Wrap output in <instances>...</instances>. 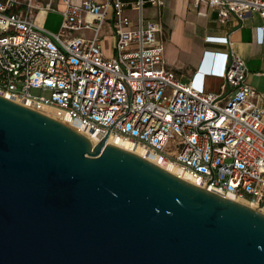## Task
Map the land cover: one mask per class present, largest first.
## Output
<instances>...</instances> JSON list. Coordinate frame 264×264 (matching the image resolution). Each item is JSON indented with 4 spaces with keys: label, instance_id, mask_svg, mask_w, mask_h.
Returning a JSON list of instances; mask_svg holds the SVG:
<instances>
[{
    "label": "built area",
    "instance_id": "built-area-1",
    "mask_svg": "<svg viewBox=\"0 0 264 264\" xmlns=\"http://www.w3.org/2000/svg\"><path fill=\"white\" fill-rule=\"evenodd\" d=\"M191 1L221 23L251 14L264 21V0ZM147 4L163 2L0 0V97L49 108L99 141L109 131L208 191L264 208V109L245 83L243 62L230 53L217 71L214 59L223 55L205 53L191 81L182 82L166 68L161 25L144 18ZM41 12L60 16L57 32L35 23ZM262 32L255 29L260 42ZM206 41L229 46L227 37ZM203 74L222 80L218 92L206 91Z\"/></svg>",
    "mask_w": 264,
    "mask_h": 264
},
{
    "label": "water",
    "instance_id": "water-1",
    "mask_svg": "<svg viewBox=\"0 0 264 264\" xmlns=\"http://www.w3.org/2000/svg\"><path fill=\"white\" fill-rule=\"evenodd\" d=\"M108 132L0 97V264H264V214Z\"/></svg>",
    "mask_w": 264,
    "mask_h": 264
},
{
    "label": "crops",
    "instance_id": "crops-1",
    "mask_svg": "<svg viewBox=\"0 0 264 264\" xmlns=\"http://www.w3.org/2000/svg\"><path fill=\"white\" fill-rule=\"evenodd\" d=\"M158 1H162L163 5L147 4L143 14L148 21L161 25L166 68L175 73L182 82L189 83L201 66L205 53L214 52L223 55L219 60L214 59L217 71L222 68L224 61L227 62L230 53H233L243 62L247 72L245 83L261 97L258 105L264 109V21L259 15L251 14L242 22L229 16L224 23H221L216 13L209 10L203 3L195 7L191 0ZM197 13L205 16H199ZM38 14L44 17V20L41 18L39 24L36 21L35 23L45 29L46 17L53 13ZM129 15L133 20L135 19L133 12H129ZM59 20L60 26L61 18ZM257 28H263L261 42L260 34L256 39L255 29ZM208 37H227L229 46L207 43ZM225 54L228 55L224 56ZM209 62L207 65L210 67ZM202 76L206 91H219L222 84L220 78L205 74Z\"/></svg>",
    "mask_w": 264,
    "mask_h": 264
},
{
    "label": "bare ground",
    "instance_id": "bare-ground-1",
    "mask_svg": "<svg viewBox=\"0 0 264 264\" xmlns=\"http://www.w3.org/2000/svg\"><path fill=\"white\" fill-rule=\"evenodd\" d=\"M6 98V97H5ZM9 99V98H7ZM10 101L16 103V104H19L23 107H27V108H30V109H34L36 111H39L45 115H48L50 117H53L55 119H58V120H61L67 124H69L70 126L78 129L79 131L83 132L85 135H87L92 141H93V145L97 144L98 141H99V136L96 135L95 133H93L91 130H89L88 128H85V127H81L80 125H78L77 123L73 122V121H69L67 119H60L57 117V115H55L54 111L49 109V108H46V107H41V108H36L33 104H31L30 102L28 101H23V100H12V99H9ZM107 144H112V145H115L117 147H120L124 150H127L141 158H144L145 160L149 161L150 163L154 164V165H157L158 167H160L161 169L165 170L166 172L186 181V182H189L197 187H201L203 188V185L194 180V179H191L188 175H186L183 171H181L179 168L173 166L172 164L168 163V162H158L155 157L148 151H146L144 148L140 147L139 145L127 140V139H123V138H119V137H109L107 142H106V145ZM227 199H230V200H233L237 203H240V204H243L245 206H248L250 207L251 209H255V210H258L260 213L264 214V208H257L256 206L250 204L249 202L245 201V200H242V199H237V198H234L232 196H225Z\"/></svg>",
    "mask_w": 264,
    "mask_h": 264
},
{
    "label": "rangeland",
    "instance_id": "rangeland-1",
    "mask_svg": "<svg viewBox=\"0 0 264 264\" xmlns=\"http://www.w3.org/2000/svg\"><path fill=\"white\" fill-rule=\"evenodd\" d=\"M41 15L37 14L35 15V21L39 24V21L41 20ZM59 18L60 16L56 13H53L51 16L46 17V21H47V26H44V28L46 30H51L52 32L57 31L58 27H59ZM42 20H44V17L42 18ZM51 28V29H50ZM80 33H74V35H79ZM85 35H87L88 33H84ZM109 46H110V41L109 39L106 42V46H105V54L108 56L110 55V51H109ZM35 93V92H34Z\"/></svg>",
    "mask_w": 264,
    "mask_h": 264
}]
</instances>
